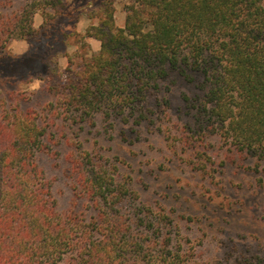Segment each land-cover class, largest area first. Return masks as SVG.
Wrapping results in <instances>:
<instances>
[{
    "label": "trees",
    "instance_id": "16d2710c",
    "mask_svg": "<svg viewBox=\"0 0 264 264\" xmlns=\"http://www.w3.org/2000/svg\"><path fill=\"white\" fill-rule=\"evenodd\" d=\"M263 1L135 0L124 27L105 4L96 28L100 51L76 66L70 61L63 72L48 69L47 90L66 112L139 111L140 123L151 110L145 106L151 87L171 71L188 81L198 74L194 127L173 144L189 151L194 168L206 170L198 156L218 136L231 159H254L264 187ZM37 9L27 4L18 18L26 36L35 32L30 22ZM18 122L8 128L0 118V264H200L176 238L165 208L122 211L136 193L97 153L70 152L73 198L60 210L36 160L37 150H51L42 140L45 129L34 120L18 131Z\"/></svg>",
    "mask_w": 264,
    "mask_h": 264
},
{
    "label": "rangeland",
    "instance_id": "374dc122",
    "mask_svg": "<svg viewBox=\"0 0 264 264\" xmlns=\"http://www.w3.org/2000/svg\"><path fill=\"white\" fill-rule=\"evenodd\" d=\"M132 1L0 0V118L8 128L21 119L18 131L20 125L33 127L34 120L45 129L42 140L51 150H37L36 160L60 210L73 198L66 172L70 152L87 150L135 191L122 211L147 206L157 214L165 208L179 230L176 238L193 248L200 264H264V187L254 159H231L226 145L211 135L198 156L207 169H196L189 151L173 144L194 127L201 76L188 81L171 71L160 87L147 91L151 110L140 123L139 111L104 108L83 117L66 112L59 109L58 94L47 90L48 69L63 72L70 61L76 66L100 51L96 28L105 4H111L115 25L124 27ZM31 3L38 6L30 22L35 32L26 36L25 21L18 18Z\"/></svg>",
    "mask_w": 264,
    "mask_h": 264
}]
</instances>
